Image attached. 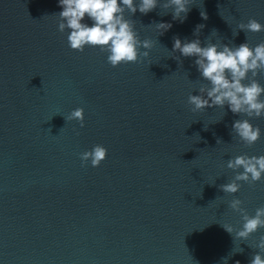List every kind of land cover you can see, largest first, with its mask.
I'll list each match as a JSON object with an SVG mask.
<instances>
[{"label":"water","instance_id":"95a60500","mask_svg":"<svg viewBox=\"0 0 264 264\" xmlns=\"http://www.w3.org/2000/svg\"><path fill=\"white\" fill-rule=\"evenodd\" d=\"M189 4L182 23L171 9L126 12L153 46L112 67L98 47L69 48L58 0H0V264H249L264 228L237 238L242 221L228 202L241 199L253 215L264 177L235 194L219 186L234 176L229 158L264 155V117L250 119L261 137L247 147L232 134L246 116L227 106L193 112L188 95L207 81L194 57L171 51L176 36L255 46L264 31L237 25H264V0ZM154 22L172 27L161 35ZM78 107L82 128L64 119ZM97 144L106 158L82 166L80 153Z\"/></svg>","mask_w":264,"mask_h":264},{"label":"clouds","instance_id":"9594fccd","mask_svg":"<svg viewBox=\"0 0 264 264\" xmlns=\"http://www.w3.org/2000/svg\"><path fill=\"white\" fill-rule=\"evenodd\" d=\"M58 6L62 8L54 14L59 17L58 31L63 33L68 30L69 48L82 52L85 47H98L101 52L107 53L106 61L112 67L137 63L140 57L149 55L148 50L153 46L151 40L140 39L134 21L125 17L126 12L132 16L137 11L147 15L157 7L171 9L172 19L182 23L190 11L189 0H58ZM201 17L207 19L204 12H201ZM85 19L92 21L91 26L84 22ZM154 25L161 35L172 27L168 22H154ZM203 27L197 25L193 35L198 36ZM237 28L245 33L264 31V25L254 18H249L247 23H239ZM171 52H179L185 58L194 57L200 77L207 81L206 85L198 88V95H188L187 103L193 106L191 110L197 112L227 106L234 115L246 116V119H237L232 123V134L247 147L255 144L261 137V129L250 123V119L264 117V99L261 98L264 96V85L256 79L258 75L264 76V41L252 47L247 40L239 46L210 42L201 46L198 38L182 41L176 36ZM64 119L76 120L81 128L84 127L82 108L72 110ZM220 142L217 139V143ZM106 156L107 149L97 144L91 150L80 153V160L82 166L90 162L92 167H98ZM226 167L234 172V176L219 187L223 193L235 194L240 190L241 182L253 186L264 177V155H237L227 160ZM243 204L244 201L234 197L228 202V207L238 213L242 221L235 236L247 240L264 228V205L250 215ZM222 226L228 233H233L231 225ZM255 247L257 251L252 254L249 264H264L261 254L264 253V234L258 237Z\"/></svg>","mask_w":264,"mask_h":264}]
</instances>
